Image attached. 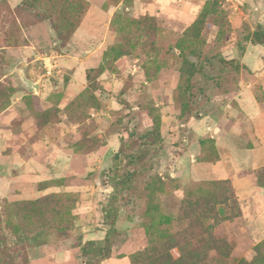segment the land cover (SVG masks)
Returning <instances> with one entry per match:
<instances>
[{"label": "rangeland", "instance_id": "obj_1", "mask_svg": "<svg viewBox=\"0 0 264 264\" xmlns=\"http://www.w3.org/2000/svg\"><path fill=\"white\" fill-rule=\"evenodd\" d=\"M257 28L264 0H0V264H264Z\"/></svg>", "mask_w": 264, "mask_h": 264}, {"label": "trees", "instance_id": "obj_2", "mask_svg": "<svg viewBox=\"0 0 264 264\" xmlns=\"http://www.w3.org/2000/svg\"><path fill=\"white\" fill-rule=\"evenodd\" d=\"M253 38L257 42L264 44V31L261 30L260 28H257L253 34ZM226 201H228V200L225 199V201L224 200L219 201V200H217L215 195L209 194V195H206L204 197L196 199L194 203H195V205L202 206L206 210V212H208V213L217 214L218 211L217 210L214 211L216 206L218 204H224ZM197 248L198 247L194 246V249L196 252L194 254H192L190 257V259L191 258L193 259L194 263H196L198 258H199V252L197 251ZM176 262H178V261L172 260L171 264H176Z\"/></svg>", "mask_w": 264, "mask_h": 264}]
</instances>
